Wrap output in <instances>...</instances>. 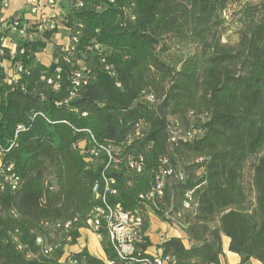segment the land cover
<instances>
[{"label": "trees", "instance_id": "16d2710c", "mask_svg": "<svg viewBox=\"0 0 264 264\" xmlns=\"http://www.w3.org/2000/svg\"><path fill=\"white\" fill-rule=\"evenodd\" d=\"M72 1L83 4L69 9L63 20L70 36L77 37L70 43L75 52L57 45L51 64H42L36 55L54 34L45 33L44 41L24 45L29 57V73L21 80L25 91L21 85L0 88V145L14 137L19 124L27 126L3 159L14 164L22 183L17 191L0 192V264H70V259L105 264L87 248L62 261L66 247L77 244L90 212L105 203L142 216L144 233L151 213L169 223L165 206L149 209L140 200L155 185L162 157L188 177L165 189L164 202L173 199L175 211L185 192L201 185L195 193L197 215L185 218L189 247L171 237L158 246L163 256L174 257L177 264H221L225 236L240 264H264V157L257 158L264 148V0L237 50L217 48L203 59L193 55L176 64L167 62V39L181 37L186 20L194 23L192 35L205 39L212 22L240 0ZM78 61L91 77L75 91ZM144 92L156 95L155 106L142 101ZM170 117L186 129L198 127L201 134L171 144ZM140 122L143 137L135 138ZM80 143L98 154L83 152ZM107 149H114L112 160ZM140 157L145 168L138 173L128 161ZM252 157L258 159L252 165L254 208L242 180ZM105 180L114 181L109 185L116 194L106 192ZM96 184L102 194L98 199ZM76 217L68 233L58 227ZM100 230L105 258L131 264L118 259L104 224ZM151 246L146 236L139 249L149 257Z\"/></svg>", "mask_w": 264, "mask_h": 264}, {"label": "built area", "instance_id": "2783aa9c", "mask_svg": "<svg viewBox=\"0 0 264 264\" xmlns=\"http://www.w3.org/2000/svg\"><path fill=\"white\" fill-rule=\"evenodd\" d=\"M26 3V10L29 17L25 18L24 16L16 15L14 12L13 15H8L9 9L12 8L11 0H4L0 6V88L7 87H20L22 78L28 74V66L26 65V60L29 58L26 55L25 43H34L36 41H44L45 33H54L52 38L66 31L70 36V29L63 24V20L69 9L81 7L82 2H73L72 0H24ZM56 33H55V32ZM77 37L70 36V42L67 46H61L63 51H72L75 52L74 47H70V43H77ZM95 49L99 50V55H102V48ZM93 47H89L88 50L92 51ZM26 59V60H25ZM65 60L69 61V59ZM104 61V60H103ZM81 70L75 72L73 78L74 90L86 85L87 81L91 76L90 70L84 65L82 61L77 63ZM109 70V67H107ZM111 75H115L113 72H110ZM87 75V76H85ZM45 80V77H42ZM50 84H53V81L50 79L48 81ZM118 86H120L118 84ZM23 91H25V86L21 85ZM54 88L57 89V86L54 85ZM75 94V93H74ZM74 96V95H73ZM142 101L146 102L150 106H155L158 102V99L155 94L151 92H144L141 97ZM192 118L196 116L192 113ZM38 114H34L32 118H35ZM177 123L180 124V121L177 119ZM184 128V127H182ZM27 126L25 124H19L17 126L15 135L12 139H9L5 142L4 145H0V192L19 190L22 183V178L18 175L15 170L13 163L5 164L3 162L4 156L8 153V145L18 144V137L20 133L26 131ZM145 129L144 123L140 122L137 124V129L135 133V138L143 137V130ZM185 129V137L175 136V133L168 132L169 138H171V144L177 143L192 136H196L202 132L198 127L191 125L189 128ZM83 148V152L90 153L91 156H96L98 151L93 147L91 150L85 151L84 143H80ZM114 149H107L106 153L113 159ZM129 168L133 171L141 173L144 168L143 157H140L138 160L130 159L128 161ZM167 172V162L164 161V157L160 160V166L156 173L155 185L151 190L144 193V196L140 198L141 201L148 203L147 208L150 209V206L155 207L157 210H160L162 206H165V215L168 219H171L169 224L171 227H174L178 230L184 231L187 226L185 218L187 216L194 217L197 215L199 202L196 198V189L201 188V185H198L196 188L185 192L183 200L181 202V209L175 211L173 205V199L171 202H164V195H162V188H159V179L166 174ZM187 174L185 170L181 167V175H178V180L176 183L186 182ZM106 188L110 190V183L113 184V180H105ZM175 184V183H174ZM93 190H98V198L102 194L99 193V185L96 184ZM114 194V193H113ZM97 198V199H98ZM102 208L96 207L94 209V217L90 222H85V225H88V231H91L99 239H101L100 228L97 226V219H104V222H109V231L108 237L110 241L114 243V251L117 254V257L120 261L131 264H177V261L172 256H163L162 253H156L154 256L146 257L145 253L141 251L140 246L145 243L146 233L143 232L144 219L142 216H133L129 215V212L125 211L121 205L115 206V213L106 214L103 213ZM70 240V239H69ZM38 242V240H37ZM47 247L51 246L47 244ZM62 260L70 259V256ZM151 257V258H150ZM106 264H118L113 261H108L104 258ZM75 261L70 259V264H73Z\"/></svg>", "mask_w": 264, "mask_h": 264}, {"label": "rangeland", "instance_id": "374dc122", "mask_svg": "<svg viewBox=\"0 0 264 264\" xmlns=\"http://www.w3.org/2000/svg\"><path fill=\"white\" fill-rule=\"evenodd\" d=\"M263 3V0H240L236 3L229 4L224 11L221 13L220 19H215L211 24V29L206 34L205 39H198L192 35V29L193 24L190 20H186L184 24V32L182 33L181 37L179 34H176L172 36V38H168L167 41L170 42L169 47L170 50L167 52L166 59L167 62L172 63H178L180 60L188 58L193 55H198L202 59L207 57L212 51H214L217 48H230L237 50L240 38L244 34V32L247 31L250 20H252L253 16L258 13V11H261V5ZM183 7L180 6L179 10L182 12ZM259 11V12H260ZM65 34V32H63ZM171 39V40H170ZM53 46V52L55 46H57L56 43H49L46 49L41 51L37 55V60L42 63H49L50 62V54ZM52 52V54H53ZM169 60V61H168ZM174 132L176 134H180L178 131L174 129ZM264 157V148L262 152L257 157L258 159H261ZM255 157H252L249 159L246 164L243 171V186L247 192V197L249 201V205L254 208L255 201H256V192L253 188V169L252 165L255 161H257ZM174 182L167 183L166 187H171ZM151 222H153L152 227V238L156 235L160 234V229L165 228V224H159L157 217L155 214L151 213ZM165 223V222H164ZM216 222L213 224V226H216ZM80 241L77 242L75 246H68L66 247V257L73 255L74 253H79V250H83L85 246L88 247L89 244V237L91 236L90 231L83 228L80 231ZM94 237V235H93ZM97 237V236H96ZM94 237L95 239H97ZM99 239V238H98ZM41 243V240H39ZM91 251L92 254L98 258H105V254L102 250V248L96 251V249H93L92 247ZM50 249V248H49ZM48 249V251H49ZM223 258V257H222ZM225 263L226 261L223 260Z\"/></svg>", "mask_w": 264, "mask_h": 264}, {"label": "crops", "instance_id": "0c3cea01", "mask_svg": "<svg viewBox=\"0 0 264 264\" xmlns=\"http://www.w3.org/2000/svg\"><path fill=\"white\" fill-rule=\"evenodd\" d=\"M11 3H12V8L9 9V11L7 13L8 15H13L14 12H16V15L18 14V16H24L25 18L29 17V15L27 14V10H26L27 5H25L26 2L24 0H11ZM63 32H65V34H63ZM69 42H70V36H69V33L66 31H62L61 33H58L50 41V43H56L57 45H64V46H67L69 44ZM52 52H53V46H52V50H51V54H50V62L49 63H42L41 62L42 64H44L46 66H49L51 64ZM37 55H36V58H37ZM157 220H158L159 224H160V222H161V224L162 223L165 224V228L160 229L159 230L160 234L156 235L155 237L152 238L153 222H151L150 228H149L148 232L146 233L147 234L146 236L151 241L152 246L148 248V250L146 251V254H148L150 256H154L156 253H159V254L162 253V250L159 249L158 246L160 244H162L165 240H167L171 237H177V238L182 239L184 244L189 247L190 243L188 240V236L186 235V233L184 231H181V230H178L174 227H171L169 224L162 222L158 218H157ZM90 233H91L90 234L91 236H88L90 239L88 247L85 245H84V247L87 248L89 250V252L92 254L90 247H92L93 249H96V251L99 250V248L101 249L102 247L100 244V239H98V237H96V235L93 234L91 231H90ZM93 235L97 239H95L93 237ZM80 240L81 239L79 238L78 242ZM222 242H223L224 256H222L223 258H221V264H240V262H241L240 256H238L234 253H231L229 251L230 239L223 236ZM80 251L81 250H79V252ZM223 260H225L226 262L224 263ZM247 264H261V263L256 261V260H250Z\"/></svg>", "mask_w": 264, "mask_h": 264}, {"label": "bare ground", "instance_id": "6f19581e", "mask_svg": "<svg viewBox=\"0 0 264 264\" xmlns=\"http://www.w3.org/2000/svg\"><path fill=\"white\" fill-rule=\"evenodd\" d=\"M2 1H4V0H0V6H1V4H2ZM55 86H57V89H58V85H55ZM192 114V113H191ZM174 129L176 130V131H178L180 134L178 135V134H176L175 132H174ZM170 133L172 132V133H175V136H178V137H185V131L182 129V126H181V124H178L177 123V119L176 118H174V117H170V120H169V126H168V129H167ZM201 133H199L198 135H200ZM198 135H196V136H198ZM196 136H192V137H190V138H185L184 139V141L185 140H191V139H194ZM170 141H171V138H170ZM14 146V144H11V145H9V149L11 148V147H13ZM164 161L165 162H167V172H166V174H164L162 177H161V179H159V188H162V195H164L165 194V189H166V185H167V183H169V182H173V181H175L176 182V180H178V175H181V168H179V167H177V168H173V167H171L170 166V164H168V161H167V159H164ZM181 184L182 183H186V182H180ZM105 190H106V192L107 191H109V188H105ZM12 191H17V190H12ZM94 192H95V194L94 195H96V198H98V190H94ZM113 193L114 194H116V191H113ZM144 196V194H141L140 195V198H142ZM101 198V197H100ZM173 205H174V203H173ZM100 208H102L101 210H102V212L103 213H106V214H113V213H115V207H111V206H109L108 204H106L105 203V207H100ZM129 215H131L130 213H129ZM94 217V210L92 211V212H90V214L88 215V218H87V221L86 222H90L91 223V220H92V218ZM77 217H76V219H74V220H72V221H66V222H62V223H60L59 225H58V227L59 228H61V229H63V231H65L66 233H68L69 231H71V229H72V226H74L73 224L76 222L77 223ZM102 224H104L105 226H106V229H107V231H109V222H104V219H97V226H99V228L101 227V225ZM86 228L85 229H87L88 230V225H86L85 226ZM83 229V228H82ZM80 231H81V229H80ZM111 243H112V245H113V247H114V243H113V241H111ZM49 251L51 252L52 251V248H50L49 249ZM48 252V251H47ZM106 264V263H105Z\"/></svg>", "mask_w": 264, "mask_h": 264}]
</instances>
